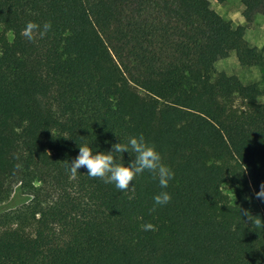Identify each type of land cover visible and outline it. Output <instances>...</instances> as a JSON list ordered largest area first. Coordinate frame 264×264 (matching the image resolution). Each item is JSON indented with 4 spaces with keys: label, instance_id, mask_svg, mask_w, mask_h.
Instances as JSON below:
<instances>
[{
    "label": "trees",
    "instance_id": "1",
    "mask_svg": "<svg viewBox=\"0 0 264 264\" xmlns=\"http://www.w3.org/2000/svg\"><path fill=\"white\" fill-rule=\"evenodd\" d=\"M240 1L235 27L209 0H0V204L30 198L0 214V264H264L240 211L264 219V90L216 69L264 68V0ZM29 21L52 28L31 42ZM141 134L175 172L166 206L147 172L127 192L70 177L79 144Z\"/></svg>",
    "mask_w": 264,
    "mask_h": 264
},
{
    "label": "clouds",
    "instance_id": "2",
    "mask_svg": "<svg viewBox=\"0 0 264 264\" xmlns=\"http://www.w3.org/2000/svg\"><path fill=\"white\" fill-rule=\"evenodd\" d=\"M51 22H45L42 26L29 21L21 30V35L28 41L35 42L37 36L44 38L51 30ZM257 102L264 106V99L257 97ZM129 153L133 158L124 165L118 163L116 154ZM20 167V165H17ZM81 168L87 169V175L92 179H99L105 184H114L121 192H127L133 185V181L145 172L151 174L158 182L161 191L153 197V207L150 211L155 212L157 206H166L172 200L171 194L166 191L170 182L175 178L173 169L164 162L162 154L156 147L150 144L143 134L128 138L127 143H114L110 151L93 152L87 145L79 144L78 156L69 162L67 171L71 178H75ZM255 198L264 201V183L260 190L256 191ZM241 215L247 217V221L255 228H264V219L253 216L248 210H242ZM143 231H156L157 227L152 223L142 224Z\"/></svg>",
    "mask_w": 264,
    "mask_h": 264
},
{
    "label": "rangeland",
    "instance_id": "3",
    "mask_svg": "<svg viewBox=\"0 0 264 264\" xmlns=\"http://www.w3.org/2000/svg\"><path fill=\"white\" fill-rule=\"evenodd\" d=\"M211 8L224 19L232 22L237 27L244 25L243 18L244 7L240 0H228L224 4L218 3L216 0H209ZM246 39L258 48L264 46V17H257L252 26L247 30ZM219 72L228 75H236L245 84L257 83L264 90V68H242L235 55H231L228 59L220 61L216 65ZM233 187H225L224 191L231 194ZM30 198L19 196L17 192L8 202L0 204V214L14 207H19L24 203H28Z\"/></svg>",
    "mask_w": 264,
    "mask_h": 264
}]
</instances>
